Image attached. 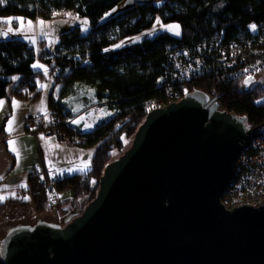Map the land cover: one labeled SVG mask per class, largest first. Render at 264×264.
<instances>
[{
    "label": "water",
    "instance_id": "95a60500",
    "mask_svg": "<svg viewBox=\"0 0 264 264\" xmlns=\"http://www.w3.org/2000/svg\"><path fill=\"white\" fill-rule=\"evenodd\" d=\"M161 1L125 0L119 9ZM254 82L247 79L246 89ZM216 98L196 90L150 111L130 149L106 166L96 198L80 216L64 226L12 229L0 260L264 264V206L229 211L220 201L253 130L245 116L219 110Z\"/></svg>",
    "mask_w": 264,
    "mask_h": 264
},
{
    "label": "trees",
    "instance_id": "16d2710c",
    "mask_svg": "<svg viewBox=\"0 0 264 264\" xmlns=\"http://www.w3.org/2000/svg\"><path fill=\"white\" fill-rule=\"evenodd\" d=\"M125 0H4L0 4V19L23 18L51 20L61 10L74 11L80 18H88L90 31L77 26L62 33L55 50L45 47L42 55L26 41H0V101L8 96L13 77L19 80L13 95L39 98L38 82L45 73L33 65L40 58L53 77L50 109L54 124L66 138L85 147H97L92 159V170L86 174L55 180L61 194L53 206L46 200L44 184L53 180L41 174L30 175V197L39 212L59 207L64 215L80 216L98 193L100 178L115 153L124 150L133 139L149 110L150 100L170 101L196 90L216 86L221 94L224 111L238 117L248 116V122L264 120V105L256 102L264 98V86L249 90L219 61L221 45L239 44L251 37L248 25L264 23V0H163L140 3L123 10ZM116 14L104 20L106 15ZM166 25L180 26V36L165 31L138 43L116 48L121 41L151 30L157 20ZM189 52L203 61L195 76L175 75L174 57ZM78 88L92 91L95 99L114 112L94 131L82 133L71 128L63 101L73 96ZM30 132V129H27ZM74 142V141H73ZM65 193V192H64ZM88 198L86 207L81 199ZM28 207V202L13 204ZM5 208L0 207V212ZM0 264H4L0 260Z\"/></svg>",
    "mask_w": 264,
    "mask_h": 264
},
{
    "label": "crops",
    "instance_id": "0c3cea01",
    "mask_svg": "<svg viewBox=\"0 0 264 264\" xmlns=\"http://www.w3.org/2000/svg\"><path fill=\"white\" fill-rule=\"evenodd\" d=\"M0 30L2 39L6 38V35L3 34L6 33L3 19H0ZM148 31L138 35L141 39H138L134 43L158 34L154 32L153 34L145 35ZM173 32L175 36H180V26L179 35L175 34V30ZM56 45L51 47L54 48ZM38 65L42 67H38L39 69L34 67L36 70L44 72L45 69H48L42 61ZM38 90L42 91L40 89V81L38 82ZM52 91L49 94L48 107H46L47 105L44 102L38 106L42 92L37 99H33L31 95H25V98H19L12 93L4 98L2 100L3 103L0 104V197L4 198L0 200V207L10 204L17 205L25 201L28 202V207H16L15 210L27 209L32 205L36 209L29 193L30 175L33 173L41 174L42 176L46 175L52 180H63L86 175L92 170V159L97 152L96 146L85 147L76 142L68 144L59 141L54 135H44L42 133L43 129L37 127L41 121L34 123V121L28 120L33 115L41 117L44 116L43 114L45 112L46 115L51 111L50 95ZM100 110L103 117L109 114L107 118L112 116V110L106 106L101 107ZM9 121H12L11 131H9ZM103 121L102 119H98L95 127L92 128L93 130L86 123L87 133L94 131ZM68 122L71 123V121ZM28 128L30 132L27 131ZM69 190L68 188V191H64L65 193L63 192L61 194L62 199L66 198L67 193L70 192ZM55 210L57 209L55 208ZM55 210L43 212L53 213ZM48 223L62 226V223L57 221Z\"/></svg>",
    "mask_w": 264,
    "mask_h": 264
},
{
    "label": "built area",
    "instance_id": "2783aa9c",
    "mask_svg": "<svg viewBox=\"0 0 264 264\" xmlns=\"http://www.w3.org/2000/svg\"><path fill=\"white\" fill-rule=\"evenodd\" d=\"M252 25H255V29L251 27ZM247 29L251 35L249 39L241 41L239 44L232 43L230 45H221L222 40H220L217 44V47L220 49L219 61L222 62L223 66L233 76L241 78L245 90H249L260 84L264 86V23H251ZM174 60L176 64V79L177 76L189 78L195 76L200 70V67H195V64L201 65L203 62L199 56H193L187 51L183 52L182 55H176ZM251 78H254L255 82L246 89L245 81ZM200 91L208 95L209 101L220 96L213 102L218 104L219 110L224 111L221 94L215 85L210 89ZM178 97L179 94H176L175 98L170 101L153 99L148 101L146 107L149 111L164 108L184 98L179 99ZM256 105H264V98L257 101ZM111 114L113 115L114 112L111 111ZM49 117H52L51 111L41 117L33 115L28 120L45 122ZM245 117L247 119L248 133L252 130L253 132L243 145V149L237 158L233 177L220 198L222 205L229 211L244 205L252 206L254 209L264 206V120L261 123L250 124L248 116L245 115ZM67 124H70V122ZM42 133L44 135H54L59 141L68 144L72 143L56 127H45ZM83 133H87V129ZM78 141L82 140L79 138ZM44 187L47 202L53 206L58 205L62 196L61 191L56 187V181L53 180L51 183L44 184ZM66 191H68V188H66Z\"/></svg>",
    "mask_w": 264,
    "mask_h": 264
},
{
    "label": "rangeland",
    "instance_id": "374dc122",
    "mask_svg": "<svg viewBox=\"0 0 264 264\" xmlns=\"http://www.w3.org/2000/svg\"><path fill=\"white\" fill-rule=\"evenodd\" d=\"M115 14L116 10L111 11L106 15L104 20L109 19ZM22 20L23 24H21L20 18L3 19L4 28L7 33L6 38H3V40L20 39L26 41L27 43H30L31 46H34L36 48V51L39 55H42L45 50V47L49 48V50L54 51L56 46L54 48H52L51 46L56 45L58 43L59 37L62 33L69 31L77 26H80L82 28L83 33L89 32L91 28V22L88 18H80L79 16L77 17L75 12L68 10H61L56 12L55 16L51 20H32L23 18ZM29 21L32 22L31 25L28 24ZM157 21H159V23H157ZM157 21L153 27L154 29L148 31V33H146L145 35L153 34L154 32L162 33V31H170L171 33H174V30H169L167 27L168 25L164 24L161 20L158 19ZM9 28L12 29L11 32H8ZM138 39H141V37H131L121 41L117 45H119V47H122L128 44H132ZM117 45L115 46L116 48H118ZM40 61L42 60L39 58V61H37L35 65H38ZM36 68L39 69L38 67ZM44 72L45 78L40 81V89H42V96L39 99L38 106H40L42 102H44L45 105H47L46 107H48L49 94L50 91H52L53 86V77L50 75L49 69H45ZM12 79L13 83L9 89L8 96L12 94L13 88L18 82L19 77L14 76ZM63 103L66 106V112L70 113L71 115L68 119V121H71V123L69 124L70 127L75 129L76 131H81L82 133L87 129L85 127L87 123V118L94 111L99 110L101 115L99 119L102 120L107 119V117L110 115L109 114L103 117L100 108L104 105H100V103L95 99L92 91L85 90L83 88H78L76 93L68 99L64 100ZM45 113L43 115H45ZM37 127L43 130L45 127H56L54 124V118L49 117L45 120V122H39ZM74 139L75 140H70L76 143L79 142V138ZM132 142L133 139L127 141L124 150L120 153H115L111 162L121 157L128 149H130V147L132 146ZM87 204L88 198L81 199L82 207H86ZM3 207L5 209L0 212V246L3 240L6 238L7 234L14 228L20 226H34L39 222L56 221L62 223V226H64L68 224L72 219L77 217L75 215L71 217L64 215L61 209H59L58 207L56 208L57 210L54 209L55 212L57 211L56 214L55 212H38L33 205L27 209L23 208L22 210H15L16 206L14 207L13 204L5 205Z\"/></svg>",
    "mask_w": 264,
    "mask_h": 264
},
{
    "label": "snow or ice",
    "instance_id": "6c2138e0",
    "mask_svg": "<svg viewBox=\"0 0 264 264\" xmlns=\"http://www.w3.org/2000/svg\"><path fill=\"white\" fill-rule=\"evenodd\" d=\"M2 3H4V0H0V4H2ZM20 20H21V24H23V20H22V18H20ZM9 23H10V21H9ZM31 21H29L28 22V24L29 25H31ZM41 23H43V22H41ZM85 23H86V21H85ZM157 23H159V21H157ZM168 27V29L169 30H175V34L176 35H179V25H169V26H167ZM253 29H255V25H252L251 26ZM12 31V29L11 28H9L8 29V32H11ZM4 35H7V33H3ZM117 47H119V45H117ZM33 67H42V66H40V65H33ZM3 103V101H0V104H2ZM11 124H12V121H9V125H10V127H9V131H11ZM10 143H12V142H10ZM4 198L3 197H0V200H3ZM25 199H27V197H25Z\"/></svg>",
    "mask_w": 264,
    "mask_h": 264
},
{
    "label": "bare ground",
    "instance_id": "6f19581e",
    "mask_svg": "<svg viewBox=\"0 0 264 264\" xmlns=\"http://www.w3.org/2000/svg\"><path fill=\"white\" fill-rule=\"evenodd\" d=\"M101 117L99 110L94 111L88 118L87 123L89 125V128L92 129L95 127V124L97 123L98 119ZM88 127V126H87ZM89 129V130H90ZM93 130V129H92Z\"/></svg>",
    "mask_w": 264,
    "mask_h": 264
}]
</instances>
